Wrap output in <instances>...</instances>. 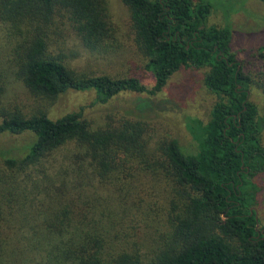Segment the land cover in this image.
Masks as SVG:
<instances>
[{
	"label": "trees",
	"instance_id": "16d2710c",
	"mask_svg": "<svg viewBox=\"0 0 264 264\" xmlns=\"http://www.w3.org/2000/svg\"><path fill=\"white\" fill-rule=\"evenodd\" d=\"M122 1L150 88L133 77L76 74L51 52L71 35L85 52L108 53L115 31L106 0H0V28L16 40L25 87L48 101L94 91L106 103L124 92L155 96L183 66L206 67L203 83L216 97L209 119L191 122L189 152L176 139L152 146L144 121L130 116L93 128L82 111L3 113L0 135L32 141L21 156L0 153V264H264V222L253 209L262 124L229 27L208 24L203 0ZM139 170L173 183L170 232L155 247L119 223L127 178Z\"/></svg>",
	"mask_w": 264,
	"mask_h": 264
},
{
	"label": "rangeland",
	"instance_id": "374dc122",
	"mask_svg": "<svg viewBox=\"0 0 264 264\" xmlns=\"http://www.w3.org/2000/svg\"><path fill=\"white\" fill-rule=\"evenodd\" d=\"M203 1L212 7L208 24L229 27L232 35L231 52L240 61L245 73L254 80L251 100L258 108L262 124L261 143L264 147V61L259 56L264 44V4L256 0ZM106 5L115 31V44L108 53L85 52L71 35H66L62 46L52 47L51 52L60 55L76 74L133 77L146 89L150 88L153 77L145 70V58L136 46L128 7L122 0H106ZM50 36L57 39L58 31L50 32ZM15 41L0 28V75L3 88L0 121L3 113L19 112L29 116L40 111L56 119L69 112L82 111L91 127L95 128L130 116L144 121L146 135L151 138L152 146L158 140L176 139L185 150L194 151L189 126L195 120L206 123L216 102V97L206 90L203 83L208 70L206 67L183 66L155 96L124 92L106 103H98L94 91H70L56 100L48 101L32 95L20 79ZM31 141L32 137L27 133L1 134L0 153L21 156ZM64 157V152L56 156L58 162H62ZM146 172L133 171V177L127 178L128 187L121 199L125 210L119 223L127 235L139 241L146 240V246L155 247L170 232L168 217L171 213L173 183L160 170ZM254 182L258 191L253 209L257 219L263 223L264 172L257 175ZM105 206L107 208L108 203ZM106 215L110 216L108 211Z\"/></svg>",
	"mask_w": 264,
	"mask_h": 264
}]
</instances>
